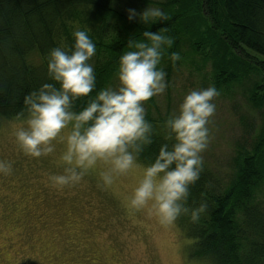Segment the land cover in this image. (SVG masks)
Returning <instances> with one entry per match:
<instances>
[{
  "label": "rangeland",
  "instance_id": "1",
  "mask_svg": "<svg viewBox=\"0 0 264 264\" xmlns=\"http://www.w3.org/2000/svg\"><path fill=\"white\" fill-rule=\"evenodd\" d=\"M145 1L120 0L115 8L128 15L129 8L141 12L147 6L156 7L162 9L168 19L182 8L175 5L174 0ZM184 1V14H193L195 18L194 36H181L178 50L181 60L175 65L164 56L160 67L166 72L167 87L163 93L144 102L146 116L159 121L168 120L190 90L216 87L213 61L206 57L211 50L210 37L219 36V31H211V23L200 30L198 1L188 0L190 4ZM203 17L208 19L205 14ZM110 20L122 26L124 35L135 31L123 20L114 17ZM134 20L142 23L139 18ZM181 20L174 25L180 28ZM158 23L161 22L155 24ZM166 30L174 33L171 28ZM248 52L255 60L264 59L251 50ZM230 59L221 46V70ZM214 61L216 64V58ZM243 66L249 74L232 83L226 76V83L219 89L216 87L219 95L214 99L216 112L208 125L210 142L201 154L203 161L215 168L226 185L235 175L241 159L252 152L256 141L264 135V73L256 67L255 61ZM227 71L234 73L232 68ZM107 87H119L116 73ZM255 90L263 97L258 100V106L250 100ZM25 119H0V161L11 165L10 173H0V264L210 263L191 256V241L177 220L169 225L161 224L149 208L137 211L128 206L134 188L143 177L144 167L151 163L137 158L138 167L115 176L113 183L105 186L100 174L108 166L98 162L79 183L54 187L48 177L63 172L60 155L65 145L55 140V150L48 156L25 155L15 140V131L27 127ZM67 131L63 130L62 135ZM262 193L264 202V186Z\"/></svg>",
  "mask_w": 264,
  "mask_h": 264
},
{
  "label": "trees",
  "instance_id": "2",
  "mask_svg": "<svg viewBox=\"0 0 264 264\" xmlns=\"http://www.w3.org/2000/svg\"><path fill=\"white\" fill-rule=\"evenodd\" d=\"M119 1L0 0V119L26 118V114L18 116L25 108L26 95L44 83H55L47 74L48 52L57 46L66 50L71 48L76 23L96 45V53L89 61L94 66L96 79L93 91L74 102V111L82 110L90 99L107 87L118 71L120 57L135 50L129 47L130 42L145 40V30H173L174 33H165L174 40L166 56L178 52L182 35L194 36L195 18L193 14H184V0H174L175 5L182 7L174 17L172 14L167 21L153 26L129 21L128 15L115 8ZM197 1L202 19L200 30L211 23L210 30L219 31V36L210 37L211 50L206 57L213 61L216 87L219 89L226 83V76L232 83L249 74L243 66L247 62L255 61L256 67L264 73V59L255 60L248 52L251 50L264 58V0ZM204 14L208 19L203 17ZM111 17L134 27V33L124 35L122 26L112 23ZM181 18L183 23L178 28L174 23ZM221 46L231 56L222 70ZM227 68H232L234 73H229ZM257 93L255 90L250 100L258 106V100L263 97L258 96V90ZM146 119L152 124V142L144 146L138 158L152 163L161 145L168 144L171 148L174 141L168 139L167 119L159 121L150 116ZM263 186L264 135L256 141L252 152L241 159L228 185L215 168L203 161L200 179L190 186L185 207L194 209L205 203L206 209L197 222L191 220L190 213L177 219L191 241V256L206 259L209 264H264Z\"/></svg>",
  "mask_w": 264,
  "mask_h": 264
},
{
  "label": "clouds",
  "instance_id": "3",
  "mask_svg": "<svg viewBox=\"0 0 264 264\" xmlns=\"http://www.w3.org/2000/svg\"><path fill=\"white\" fill-rule=\"evenodd\" d=\"M127 12L129 21L139 18L143 24L168 20L162 9L151 6L141 12L132 8ZM166 31L145 30V40L130 42L129 47L135 50L120 57L116 73L119 87L102 89L80 111L73 110L74 102L95 88L94 66L89 61L96 45L86 31L75 26L70 49L57 46L49 50L47 74L55 83H44L26 95L25 108L18 116L26 114L27 127L15 131V140L25 155L35 158L53 153L55 140L65 145L60 155L63 172L48 177L52 186L79 183L98 162L108 166L100 174L105 186L111 185L115 176L138 167L139 154L152 142V124L146 119L144 102L167 87L166 72L160 65L174 40ZM168 59L175 65L181 56L171 52ZM218 95L214 85L184 95L178 110L165 122L168 139L174 142L171 148L161 145L154 162L144 167L143 177L128 201L131 209L149 208L165 225L182 214L190 213L193 222L200 219L206 204L189 209L185 202L190 186L203 171L201 154L210 142L208 125L215 115L214 99ZM65 129L68 131L62 135ZM10 172L11 165L0 161V173Z\"/></svg>",
  "mask_w": 264,
  "mask_h": 264
}]
</instances>
